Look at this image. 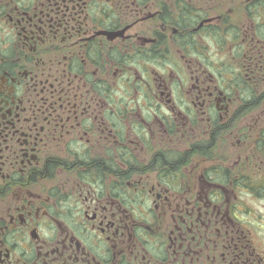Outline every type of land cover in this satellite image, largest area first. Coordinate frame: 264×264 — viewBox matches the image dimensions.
<instances>
[{
    "label": "flooded vegetation",
    "instance_id": "obj_1",
    "mask_svg": "<svg viewBox=\"0 0 264 264\" xmlns=\"http://www.w3.org/2000/svg\"><path fill=\"white\" fill-rule=\"evenodd\" d=\"M263 118L264 0H0V264H264Z\"/></svg>",
    "mask_w": 264,
    "mask_h": 264
},
{
    "label": "rangeland",
    "instance_id": "obj_2",
    "mask_svg": "<svg viewBox=\"0 0 264 264\" xmlns=\"http://www.w3.org/2000/svg\"><path fill=\"white\" fill-rule=\"evenodd\" d=\"M264 118H263V120H262V122H261V124H260V127H262V129H264Z\"/></svg>",
    "mask_w": 264,
    "mask_h": 264
}]
</instances>
